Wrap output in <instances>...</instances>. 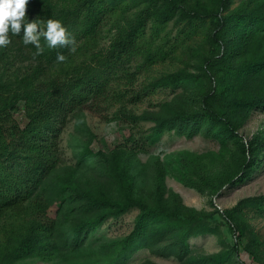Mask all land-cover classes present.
Wrapping results in <instances>:
<instances>
[{"label": "trees", "instance_id": "16d2710c", "mask_svg": "<svg viewBox=\"0 0 264 264\" xmlns=\"http://www.w3.org/2000/svg\"><path fill=\"white\" fill-rule=\"evenodd\" d=\"M26 8L27 22L36 20L46 29L49 19L59 20L75 44L53 48L41 37L44 51L36 55L34 44L23 43L22 28L16 35L9 31L11 42L0 46V264H110L103 262L105 253L127 250L138 239L154 248L164 227L174 232L171 247L182 257L187 232L182 222L190 224L198 215L170 210L159 197L154 205L140 199L139 183L149 177L134 148L118 146L97 159L85 141L76 163L62 162L66 116L88 104L110 120L135 123L140 116L128 105L143 101L149 88L184 87L193 105L174 99L162 102L152 117L146 112L155 125L142 140L154 144L166 130L182 127L190 134L204 129L225 142L264 106V0H32ZM171 21L179 26L176 38L189 36L180 43L198 34L209 46L207 52L199 47V70L167 71L138 89V73L176 55L178 39L170 32L161 35ZM109 32V43L101 45ZM18 48L30 59L27 64L14 65L21 57L13 52ZM58 53L64 61L57 60ZM20 101L23 125L13 116ZM263 139L259 132L241 143L243 177L262 159ZM154 164L151 172L163 174L159 161ZM97 168L107 178L96 177ZM53 203L58 209L50 218ZM245 203L264 209V195L240 204ZM135 205L142 213L134 230L123 240L94 246V229ZM225 218L240 242L245 233L240 219L232 211Z\"/></svg>", "mask_w": 264, "mask_h": 264}, {"label": "rangeland", "instance_id": "374dc122", "mask_svg": "<svg viewBox=\"0 0 264 264\" xmlns=\"http://www.w3.org/2000/svg\"><path fill=\"white\" fill-rule=\"evenodd\" d=\"M30 2L32 0H29ZM24 19L27 22L29 17L26 16ZM108 27L106 26V29ZM178 27L174 21H171L161 33L163 35L170 32L173 41L178 39L174 59L158 62L138 73L135 82L138 89L167 71L184 67L193 72L199 70L198 64L202 53L198 50L201 48L202 51L207 52L209 46L204 45L202 36L198 34L180 43V38L189 36L183 33L176 38ZM103 33L107 34L108 31ZM147 33L150 34V29H147ZM110 35L112 36V33L109 32L100 44L109 43ZM13 52L21 56L15 60V66L29 62L28 57L23 58L24 54L20 48ZM134 63L135 61L132 67L135 66ZM125 83L124 78L121 85L125 87ZM146 94L143 101L128 105L133 110L134 116H140L135 123L129 122L130 120L126 118L110 120L89 108L88 104L84 107L85 110L69 111L61 135V161L76 163L78 153L85 141L88 142L90 151L97 159L101 152H108L118 146L134 148L137 150L140 162L147 163L145 175L149 177L146 182L139 183L140 187H143L140 199L154 205L155 197H159L160 202L169 205L168 209H178L189 215L195 213L200 220H193L190 224L182 222L186 224L187 229L184 233L182 257L180 251L171 247L172 241L176 240V236L172 234L174 232L171 228L164 227L161 236L158 235L160 238L154 248L143 246L142 240L138 239L134 246L128 247L127 250L118 249L117 252L112 251L107 256L105 253L103 262L208 264V260L213 259L217 262L221 259L224 260L222 264H264V209L259 205L240 204L247 198L253 199L264 195V139L261 143L262 159L256 163L250 175L243 177L245 168L240 159L241 143H248L259 132H264V106L254 109L242 124L239 123L236 135L225 142L214 135H208L204 129L190 134V128L185 131L182 127H177L166 130L154 144H148L142 137L155 125V120L146 118L144 116L146 112L152 117L162 108V102H170L174 99L181 104H189L190 107L193 102L189 90L184 87H158L156 90L149 88ZM13 116L16 121H20V125L24 124L23 101L19 102ZM155 159L164 169L163 174L151 172ZM98 169L94 171L95 176L100 179L107 178L106 173ZM156 174H158L157 182L153 179ZM157 186L160 196H156ZM57 209L58 204L53 203L49 207L48 216L55 218ZM227 211L236 214L244 228L245 233L240 242H237L236 234L225 218ZM141 213L140 206L135 205L118 216L106 218L90 235L94 246L100 249L106 243L123 240L134 230ZM32 263L47 264L42 260H32Z\"/></svg>", "mask_w": 264, "mask_h": 264}, {"label": "clouds", "instance_id": "9594fccd", "mask_svg": "<svg viewBox=\"0 0 264 264\" xmlns=\"http://www.w3.org/2000/svg\"><path fill=\"white\" fill-rule=\"evenodd\" d=\"M29 0H0V46H7L11 41L8 36L9 31L13 35L19 34L23 28V43L34 44L36 55L41 54L44 49L41 47L40 38L44 37L49 47L57 45H73L74 37H71L67 29L59 20L49 19L47 26L41 28L37 21L25 22L26 6ZM58 61H64L62 53L57 54Z\"/></svg>", "mask_w": 264, "mask_h": 264}]
</instances>
